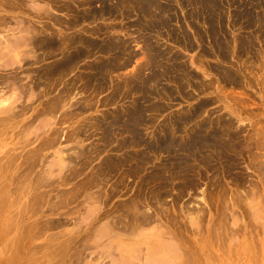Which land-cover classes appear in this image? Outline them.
Listing matches in <instances>:
<instances>
[{
  "label": "rangeland",
  "instance_id": "374dc122",
  "mask_svg": "<svg viewBox=\"0 0 264 264\" xmlns=\"http://www.w3.org/2000/svg\"><path fill=\"white\" fill-rule=\"evenodd\" d=\"M191 1L148 13L132 0H0V264H264V0H201L197 19ZM23 24L39 31L32 42ZM83 39L119 50L96 46L52 72ZM107 59L115 68L98 71ZM140 226L161 248L141 245L138 258L140 244L120 245Z\"/></svg>",
  "mask_w": 264,
  "mask_h": 264
},
{
  "label": "bare ground",
  "instance_id": "6f19581e",
  "mask_svg": "<svg viewBox=\"0 0 264 264\" xmlns=\"http://www.w3.org/2000/svg\"><path fill=\"white\" fill-rule=\"evenodd\" d=\"M5 1H6V0H5ZM88 1H89V0H88ZM92 1H93V0H92ZM125 1H126V0H125ZM128 1H129V0H128ZM132 1H133V2H132L133 5H136V6H137V4H138V5L140 4L141 7H142L144 10H146L148 13H149V12H150V13H153L152 10H151L153 6L156 7V8L159 7V4H155L157 0H137L138 3H137L135 0H132ZM189 1H190V0H189ZM240 1H241V0H240ZM0 3H1V2H0ZM12 3H13V1H12ZM12 3H10L11 6H12ZM20 3H21V2H20ZM189 3H190V2H189ZM191 3L194 4V7H196V8H195V11H196V12H194V14H193L194 16H193V15L191 16L193 19H197V17L200 16V15H206V13H204V14L201 13V8L199 7V5H201V0H192ZM15 4L18 5L17 3H15ZM127 4H128V3H127ZM16 5H15V6H16ZM133 5H132V6H133ZM5 6H6V5H5ZM8 6H9V4H8ZM12 7H13V6H12ZM104 7H106V6H104ZM128 7H129V6H128ZM133 7H134V6H133ZM6 8H7V6H6ZM10 8H11V7H10ZM10 8H9V9H10ZM13 8H15V7H13ZM17 8H18V7H17ZM107 8H109V7H107ZM142 8H141V9H142ZM159 8H160V7H159ZM159 8H158V9H159ZM161 8H162V7H161ZM15 9H16V8H15ZM129 9H130V8H129ZM162 9H163V8H162ZM162 9H161V10H162ZM164 9L166 10V7H165ZM164 9H163V10H164ZM167 9H168V7H167ZM0 10H1V11H4V12H7V11L4 9L2 3L0 4ZM67 11H68V10H67ZM103 11L106 12L105 9H103ZM245 11H246V10H245ZM161 12H162V11H161ZM246 12H247V11H246ZM85 13H87V11H86ZM88 13H89V12H88ZM108 13H109V11H108ZM241 13H242V12H241ZM243 13H244V11H243ZM251 13H252V12H251ZM93 14H94V12H90L89 14H83V15L81 14L80 16H79V14H78V17H79V18L77 19V17H76V19L78 20V23H79V21L87 20V19H88L91 15H93ZM209 14L212 15L213 12H210ZM4 15H5V14H4ZM4 15L0 13V27H1V25H3L5 22L8 21V20L6 21V19H7L8 17L6 18ZM100 15H101V14H100ZM242 15H243V14H242ZM151 16H152V15H151ZM246 16H248L247 13H246ZM250 16H251V15H250ZM156 17H157V16H156ZM243 17H244V16H243ZM248 17H249V16H248ZM21 18H22V21L24 20L23 22H25V18L23 19V16H21ZM198 18H200V17H198ZM9 19H10V18H9ZM55 19H56V18H55ZM148 19H149V18H148ZM20 20H21V19H20ZM20 20H18V22H19ZM73 20H75V19L73 18ZM149 20H150V19H149ZM205 20L207 21L206 23H207V25H208L209 30H211V33L213 34V33H214L213 31L216 30V25H215V24H217L216 19H213L212 16H208ZM27 21H28V20H27ZM147 21H148V20H147ZM28 22H29V21H28ZM215 22H216V23H215ZM26 23H27V22H26ZM72 23L74 24V22H72ZM18 24H19V23H18ZM5 25H6V24H5ZM23 25H24V24H23ZM23 25H22V26H23ZM26 25H27V24H26ZM26 25H24L25 28H24V27H21V28H24V29H25L24 31L27 30V31H32V32H33L34 29L37 31V29L34 28L33 24H32V25H29V24H28L29 26H26ZM68 25H71V23H68ZM3 26H4V25H3ZM3 26H2V28H4ZM19 26H21V24H19ZM32 26H33V27H32ZM5 27H6V26H5ZM30 27H31L33 30H30ZM70 27H71V26H70ZM21 28H19V31H20ZM67 28H68V27H67ZM10 30L12 31V29H10ZM10 30H9V31H10ZM212 30H213V31H212ZM19 31H18V33H19ZM27 31H26V32H27ZM32 32H31V36H30L29 38H28L29 35L26 36V35L23 34L24 36H22V38H24L23 41H24L25 43H26V41H29V40H30L29 42H32L33 40H31V39H33L34 36H37V35H35V34H38V33H39V31H37V32L34 31L35 33L33 32V34H32ZM85 32H86V31H85ZM207 32H208V31H207ZM208 33H209V32H208ZM28 34H29V32H28ZM198 34H200V32H198ZM209 34H210V33H209ZM21 35H22V34H21ZM80 35H81V34H80ZM82 35H83V34H82ZM203 35H204V34H203ZM203 35H200L199 37H200V38H203V37H202ZM76 36H77V34H76L74 37H76ZM8 37H9V36H7V38H8ZM17 37H18V35L16 36V38H17ZM64 37H65V36H64ZM67 37H68V36H67ZM74 37H73V38H74ZM78 37H80V36L78 35ZM7 38H5V40H6ZM9 38H10V37H9ZM30 38H31V39H30ZM37 38H38V40H39V37H37ZM68 38H69V37H68ZM71 38H72V37H71ZM71 38H70V39H71ZM76 38H77V37H76ZM13 39H14V38H13ZM17 39H18V41H19V39L21 40L20 36H19ZM27 39H28V40H27ZM43 39H44V38H42V40H43ZM49 39H50V38H49ZM53 39H54V38H53ZM55 39H58V38H55ZM55 39H54V40H51V41H55ZM64 39H67V38H63V40H64ZM70 39H69V41H70ZM81 39H82V38H81ZM240 39H242V38H240ZM8 40H9V39H7V41H8ZM15 40H16V39H14L13 41H15ZM74 40H76V39H74ZM90 40H91V39H90ZM90 40H89V41H90ZM186 40H187V39H186ZM202 40H203V39H202ZM9 41H10V40H9ZM40 41H41V40H40ZM40 41H39V42L36 41V42H37L36 45H37L38 43H40ZM47 41H48V40H47ZM51 41H50V43H51ZM58 41H60V40L58 39ZM71 41H72V39H71ZM79 41H81V40H78V42H79ZM220 41H221V40H220ZM239 41H240V40H239ZM11 42H12V41H11ZM11 42H10V43H11ZM15 42H17V41H15ZM24 42H22V40H21V44H23ZM44 42H45V41H44ZM76 42H77V41H76ZM82 42H83V44H84V45H83V46H84V49H83V48H82V49H78L77 53L75 52V54H73V53H74V52H73L71 55H69V57H66L67 59L65 58V60H64L65 62L63 61V63H62L63 65L58 64V62H59V61H58V62H57L58 65L56 64V66L53 67V68L50 67L51 69H53V70H51V71H52V72H53V71H56V70H58V68H61V67L68 68L69 65H72V62L74 61V59H77L79 56L82 55V53H84V55H85V53H87L88 51H90L91 49H93V48L96 47V46L98 47V49H99L100 51H103V52H104L105 50H108V51H110V52L112 51V52H114V53L117 54L116 51L119 50L118 47H116V44H113V43L110 44V45L102 46V44L99 45L98 43L96 44V42H95V43H91V44L93 45V46H92V45L87 41V39H83ZM90 42H91V41H90ZM188 42H189V41H188ZM202 42H203V41H202ZM216 42H217V41H216ZM18 43H19V42H17V46H18ZM33 43H35V41H34ZM46 43H47V42H46ZM50 43L48 42L47 44H43V42L41 41L40 44H41V46L45 45L46 47H50L49 45L52 44V43H51V44H50ZM66 43H67V42H66ZM73 43L75 44V41H73ZM228 43H229V42H228ZM12 44H13L14 46L11 45L10 47L13 46V47L15 48V45H16V44H15V43H12ZM19 44H20V43H19ZM62 44H63V42L61 41V42H60V45H62ZM64 44H65V43H64ZM71 44H72V42H71ZM77 44H78V43H77ZM77 44H76V45H77ZM80 44H81V43H80ZM241 44H242V43H241ZM25 45H30V44H25ZM186 45H187V44H186ZM1 46H2V45H1ZM17 46H16V47H17ZM19 46H20V45H19ZM19 46H18V48H19ZM21 46H22V45H21ZM30 46H32V45H30ZM30 46H29V47H30ZM37 46H38V45H37ZM37 46H36V47H37ZM45 46H44V48H46ZM65 46H66V45H65ZM68 46H70V44H69ZM80 46H81V45H80ZM221 46H222V45H219L218 47H220L221 49H224L223 46H222V47H221ZM224 46H225V45H224ZM25 47H26V46H25ZM32 47H33V46H32ZM59 47H60V46H57V47L53 46L52 48H55V49L59 52L58 49H62L63 45H62V47H60V48H59ZM77 47H78V45H77ZM88 47H89V49H88ZM8 48H9V47L7 46V49H8ZM44 48H43V49H44ZM79 48H80V47H79ZM160 48H161V46L155 50V54H156L157 56L163 58L165 54L163 55V53H162V51H161ZM216 48H217V47H216ZM225 48H226V47H225ZM227 48H228V47H227ZM243 48H244V46H243ZM0 49H1V48H0ZM26 49H27V47H26ZM11 50H13V49H10V52H13V51H11ZM15 50H17V49L15 48ZM15 50H14V51H15ZM45 50H47V49H45ZM52 50H53V49H52ZM56 50H55V51H56ZM66 50H67V49H66ZM76 50H77V49H76ZM99 50H98V51H99ZM228 50H229V49H228ZM8 51H9V49H8ZM55 51H53V52H55ZM222 51H224V50H222ZM241 51H242V50H241ZM0 52H1V51H0ZM61 52H62V50H61ZM64 52H65V51H64ZM163 52H164V51H163ZM26 53H27V51H26ZM164 53H165V52H164ZM220 53H221V52H220ZM64 54H65V53H64ZM67 54H68V53H67ZM221 54H222V53H221ZM223 54H224V53H223ZM225 54H226V53H225ZM4 55H5V54H4ZM65 55H66V54H65ZM0 56H1V54H0ZM2 56H3V55H2ZM63 57H64V56H63ZM82 58H83V56H82ZM40 59H41V57H40ZM109 59H110V58H109ZM172 59H173V58H172ZM78 60H79V59H78ZM107 60H108V59H107ZM107 60H106V61H101V62H99V65L95 66V68H96L98 71H99V70H106V69L109 70V69H113V68H115V67H114V66H115V64H114L115 62H114V61H111V60H108V61H107ZM76 62H77V60H76ZM179 64H181V63H179ZM52 65H53V64H52ZM54 65H55V64H54ZM75 65H76V64H75ZM70 67H72V66H70ZM180 67H181V66H180ZM180 67L176 66L177 70H178V71H179V70H180V71H183L182 67H181V68H180ZM108 68H109V69H108ZM184 69H185V68H184ZM62 70H63V69H62ZM66 70H67V69H66ZM173 70H174V69H173ZM41 71H43V70H41ZM41 71H40V72H41ZM51 71H50V70H49L48 72L45 71V72H46V75H45V76H46V77L48 76V78H50V79H51L50 74L52 73ZM68 71H69V70H68ZM174 71H175V70H174ZM56 72H58V71H56ZM56 72H55V74H56ZM59 72H60V70H59ZM63 72H64V71H63ZM226 72H227V71H226ZM228 72H229V71H228ZM49 73H50V74H49ZM184 73H185V71H184ZM40 74H41V73H40ZM43 74H44V73H43ZM43 74H42V75H43ZM53 74H54V73H53ZM55 74H54V75H55ZM57 74L59 75L60 73H57ZM62 74H64V73H62ZM225 74H226V73H225ZM101 75L104 77V76H105V73H104V74H101ZM230 75H231V74H230ZM49 76H50V77H49ZM182 76H184V75H182ZM225 77H226V76H225ZM52 78H54V77H52ZM93 78H94V77H93ZM179 78H181V77H179ZM187 78H188V77H187ZM229 78H230V77H229ZM232 78H233V77H232ZM232 78H231V79H232ZM39 79H40V78H39ZM46 79H47V78H46ZM231 79H230V81H231ZM181 80H182V78L180 79V81H181ZM183 81H184V80H183ZM35 83H36V82H35ZM182 83H183V82H182ZM37 84H39V83H37ZM34 85H35V84H34ZM134 87H135V86H134ZM179 87H180V86H179ZM179 87H178V88H179ZM135 88H136V87H135ZM181 88H182V87H181ZM6 100H7V99H5V101H6ZM53 105H54V104H53ZM136 106H137V105H136ZM53 108L55 109V107H53ZM49 109L52 110L51 107H50ZM54 109H53V110H54ZM137 109H139V107L136 108V109L134 110V112H133V111H131V113L129 112V113H130L129 115L131 116V118L133 117V118H135V120H137V117H138V116H139V118L141 117V116H140V115H141V114H140L141 112H139L140 110H137ZM147 109H148V108H147ZM7 110H8V109H7ZM3 113H4V112H3ZM8 113H9V111H8ZM193 113H194V112H193ZM9 114H10V113H9ZM139 114H140V115H139ZM142 114H143V113H142ZM12 115H13V114H12ZM144 116H145V115H144ZM133 118H132V119H133ZM131 121H132V123H133V120H131ZM145 122H146V121H145ZM132 123L129 125V130H130V131L135 130V124H134V123L132 124ZM126 128H128V127H126ZM133 133H134V132H133ZM107 137H108V136H107ZM111 138H112V137H111ZM107 140H109V139L107 138ZM123 141H124V140H123ZM107 142H108V141H107ZM125 142H126V141H125ZM162 142H167V141H164V140H163ZM127 143H128V142H127ZM129 143H130V142H129ZM123 144L125 145V143H123ZM167 144H169V143L167 142ZM171 144H172V143H170V145H171ZM130 157H131V156H130ZM132 157H133V155H132ZM132 157H131V158H132ZM133 158H134V157H133ZM140 158H141V157H140ZM144 158H145V157H144ZM2 159H3V157L1 158V160H2ZM129 160H130V159H129ZM60 161H62V159H61ZM110 161H111V160H110ZM113 161H114V159H113ZM116 161H117V159H116ZM118 161H119V160H118ZM130 161H131V160H130ZM5 162H6V161H5ZM108 162H109V161H108ZM119 162H120V161H119ZM119 162H118V163H119ZM57 163H58V161H57ZM112 163H113V162H112ZM116 163H117V162H116ZM114 164H115V162H114ZM108 165H109V164H108ZM109 166H110V165H109ZM115 166H116V165H115ZM8 167H9V166H8ZM113 167H114V166H113ZM97 181H98V180H97ZM21 183H22V182H21ZM85 183H86V182H85ZM86 184H88V183H86ZM21 185H23V183H22ZM20 187H21V186H20ZM26 189H28V188H26ZM26 189H25V190H26ZM25 190H24V191H25ZM24 191H23V193H24ZM25 193H26V192H25ZM6 196H7V195H6ZM38 196H39V195H38ZM16 197H18V196H16ZM16 197H15V198H16ZM90 197H91V196H90ZM95 197H98V196H95ZM0 198H3L2 200L0 199L1 202H2L3 200L5 201V200L7 199L6 197H5L6 199H4V196H2V197H0ZM15 198H13V199H14L15 202H16V199H15ZM35 198H36V197H35ZM93 198H94V197H92V200H93ZM99 198H100V201H101V200H102V199H101V196H99ZM89 199H90V198H89ZM94 200H96V199L94 198ZM130 201H131V200H130ZM132 201H134V199H133ZM136 201H137V200H136ZM18 202H19V201H18ZM97 202H99V201L97 200ZM104 202H105V201H104ZM2 203H3V202H2ZM9 203H10V202H9ZM101 203H102V202H101ZM127 203H128V202H127ZM134 203H135V202H134ZM136 203H137V202H136ZM253 203H254V202H253ZM13 204H15V203H13ZM128 204H129V203H128ZM3 205H4V204H3ZM130 205H131V204H130ZM137 205H138V204H137ZM128 206H129V205H128ZM134 206H135V205H134ZM138 206H139V205H138ZM138 206H137L136 208H139ZM131 207H132V205L129 206V208H131ZM129 208H128V209H129ZM126 209H127V208H126ZM128 209H127V210H128ZM129 211H131V210H129ZM132 211H133V210H132ZM134 211L136 212L137 210H134ZM135 212H134V213H135ZM253 212H254V210H253ZM257 212H259V211H257ZM138 213H139V212H138ZM189 213H190V212H189ZM255 213H256V212H255ZM259 213H260L261 216H262V213H261V212H259ZM136 214H137V212H136ZM140 214H141V213H140ZM142 215H143V214H141V216H142ZM13 216H15V215H13ZM13 216H12V217H13ZM136 216H137V215H136ZM136 216L134 215V217H136ZM145 216H146V215H145ZM194 216H195V215H194ZM258 216H259V215H258ZM108 217H109V216H108ZM142 217H143V216H142ZM147 217H148V215H147ZM192 217H193V216H192ZM192 217H191L190 219H192ZM256 217H257V216H256ZM109 218H110V217H109ZM111 218H113V216H112ZM116 218H117V217H116ZM138 218H139V217H138ZM148 218H149V217H148ZM148 218H147V220H148ZM153 218H154V217H153ZM169 218H170V217H169ZM173 218H174V217H173ZM259 218H260V217H259ZM259 218H258V219H259ZM136 219H137V218H136ZM141 219H143V218H141ZM144 219H145V217H144ZM108 220L110 221L111 219H108ZM116 220H118V218H117ZM116 220L112 219V222H114V221H116ZM138 220H139V219H137V221H138ZM151 220H152V219H151ZM151 220H150V221L148 220V223H145V224H146V225H147V224L149 225V222H151ZM169 220H170V219H169ZM192 220H193V219H192ZM131 221H132V219H131ZM135 221H136V220H135ZM137 221H136V222H137ZM193 221H194V220H193ZM195 221H196V220H195ZM195 221H194V222H195ZM12 222H13V221H12ZM110 222H111V221H110ZM110 222H109V223H110ZM117 222H118V221H117ZM142 222H143V221H142ZM145 222H146V221H145ZM158 222H159V221H158ZM171 222H173V221H171ZM86 223H87V222H86ZM114 223H115V222H114ZM114 223H112V224L114 225ZM118 223H119V222H118ZM118 223H115V224H118ZM140 223H141V220H140ZM140 223H139V224H140ZM11 224H12V223H11ZM96 224H97V223H96ZM103 224H104V223H103ZM106 224L109 225L108 223H106ZM119 224H121V221H120ZM127 224H128V223H127ZM129 224H130V221H129ZM131 224H132V223H131ZM171 224H172V223H171ZM195 224H197V223H195ZM195 224H194V225H195ZM198 224H199V223H198ZM12 225H13V224H12ZM100 225H101V224H100ZM107 225H106V226H107ZM113 225H112V226H113ZM124 225L126 226V224H124ZM135 225H136V224H135ZM157 225H158V224H157ZM160 225H161V223H160ZM102 226H103V225H102ZM104 226H105V225H104ZM109 226H110V225H109ZM116 226H117V225H116ZM119 226H120V225H118V227H119ZM122 226H123V225H122ZM132 226H133V224H132ZM142 226H145V225L142 224ZM142 226H140V227H142ZM162 226H163V225H162ZM212 226H213V225H212ZM95 227H96V226H95ZM97 227H99V226H97ZM129 227L131 228V226H129ZM129 227H128V228H129ZM140 227H137V228H139V229L141 230ZM146 227H147V226H146ZM102 228H103V227H102ZM104 228H106V227H104ZM111 228H112V227H111ZM113 228H114V227H113ZM121 228H122V227H121ZM124 228H125V227H124ZM124 228H123V230H124ZM126 228H127V227H126ZM142 228H143V227H142ZM147 228H149V227H147ZM197 228H199V227L197 226ZM211 228H212V227H211ZM90 229H91V228H90ZM95 229H96V228H95ZM106 229H107V228H106ZM109 229H110V228H108V230H109ZM115 229H116V231H117V228H115ZM115 229H114V230H115ZM143 229H144V228H143ZM143 229H142L141 233H143ZM150 229H153V228L151 227ZM156 229H157V228H156ZM156 229H154V231H155ZM159 229H160V228H159ZM161 229L165 230L164 227L161 228ZM92 230H93V229H92ZM108 230H107L108 233L103 234V235H106V237L109 236V234L111 235V233H110L111 231H108ZM111 230H112V229H111ZM114 230H112V234L115 233ZM123 230H122V231L119 230L117 235L114 234V235H112L111 237L114 236L113 238H115V237L117 236V239H119V238H120V235L122 236V234H119V233H120V232L123 233ZM144 230H145L144 234H145L146 232H148L147 229H144ZM146 230H147V231H146ZM163 230H162V231H163ZM95 231H96V230H94V232H95ZM105 231H106V230H105ZM133 231H134V229H132V232H133ZM135 231H136V229H135ZM149 231H150V230H149ZM160 231H161V230H160ZM98 232H99V231H98ZM113 232H114V233H113ZM125 232H126V231H125ZM155 232H156V231H155ZM164 232L166 233L167 231H164ZM215 232H216V231H215ZM9 233H10V232H9ZM101 233H102V232H101ZM127 233H128V232H126V234H127ZM148 233H149V232H148ZM152 233H153V232H152ZM156 233H158V232H156ZM159 233H160V232H159ZM162 233H163V232H162ZM165 233H163V234H161V235H164ZM107 234H108V235H107ZM129 234H132V233L130 232ZM154 234H155V233H154ZM169 234H170V233H169V231H168V236L171 235V234H170V235H169ZM213 234H214V231H213ZM123 235H125V234H123ZM134 235H135V234H134ZM142 235H143V234H142ZM161 235H160V237L162 238L163 236H161ZM215 235H216V234H215ZM118 236H119V237H118ZM140 236H141V235H140ZM158 236H159V235H158ZM165 236H166V235H165ZM165 236H164L163 238H165V239H166V238H169V237H165ZM201 236H202V235H201ZM211 236H212V235H211ZM101 237H102V235H101ZM104 237H105V236H104ZM106 237H105V238H102V239H106ZM111 237H110V239H111ZM130 237H131V236H128L129 239L132 238V237H131V238H130ZM137 237H139V236H137ZM153 237H154V238H152V236H150V235L147 234V233H146L145 236H143V237H141V238L139 237V238H137V239H136V237L134 236V238L136 239V240L134 239V241H135L134 243L127 244V245H124V246H122V245H123V244H122V245H120V246H121V248H125V249L128 250L129 252L135 250L136 247H139V246H138L139 244H140V248L142 247L141 245L145 246V244L152 245V246H156L157 248L160 247V246H159V241H158V242L156 241V244L154 243V240H155V238H156L157 236H156V237L153 236ZM170 237H171V236H170ZM89 238H90V237H89ZM93 238H94V237H93ZM95 238H97V237H95ZM107 238H109V237H107ZM113 238L111 239V241H110V240H108V241H110V242L114 241ZM121 238H122V237H121ZM123 238L125 239L126 237L123 236ZM123 238H122V239H123ZM161 238H160V239H161ZM171 238H173V237H171ZM180 238H181V237H180ZM71 239H74V238H71ZM138 239H139V240H138ZM153 239H154V240H153ZM96 240H97V239H96ZM125 240H126V239H125ZM163 240H164V239H163ZM166 240H167V239H166ZM172 240H173V239H172ZM184 240H185V239H184ZM97 241H98V240H97ZM103 241H104V240H103ZM108 241H107V242H108ZM168 241H169V240H168ZM168 241H167V242H168ZM185 241H186V240H185ZM110 242H109V243H110ZM114 242H115V241H114ZM164 242H165V241H164ZM167 242H166V243H167ZM215 242H216V241H215ZM94 243H95V241H94ZM97 243H98V242H97ZM112 243H113V242H112ZM112 243H110V244H112ZM125 243H127V242H125ZM160 243H163L162 239H161V242H160ZM166 243H163V244H166ZM168 243H169V242H168ZM168 243H167V244H168ZM171 243H173V242H171ZM171 243H170V244H171ZM188 243H189V242H188ZM106 244H107V243H106ZM106 244H105L104 246H106ZM110 244H109V246H111ZM115 244H116V243H115ZM117 244H118V243H117ZM117 244H116V245H117ZM119 244H121V243L119 242ZM119 244H118V246H116V248L119 247ZM175 244H176V243H175ZM257 244H258V243H257ZM257 244H256V245H257ZM107 245H108V244H107ZM148 245H147V246H148ZM168 245H169V244H168ZM173 245H174V243H173ZM176 245H178V244H176ZM52 246H53V245H52ZM112 246H113V244H112ZM112 246H111V247H112ZM162 246H163V245H162ZM165 246H166V245H165ZM58 247H59V245H58ZM106 247H107V246H106ZM145 247H146V246H145ZM163 247H164V246H163ZM169 247H170V245H169ZM172 247H173V246H172V244H171V248H172ZM177 247H178V246H177ZM177 247H175V248H177ZM179 247H180V246H179ZM214 247H215V246H214ZM257 247H258V246H257ZM101 248H102V247H100L99 249H101ZM103 248H105V247H103ZM107 248H108V247H107ZM107 248H106V250H107ZM160 248H161V247H160ZM165 248L167 249V253L169 254V251H168V250H169V249L171 250V248H168L167 246H166ZM165 248H164V249H165ZM175 248H174V249H175ZM258 248H259V247H258ZM56 249H58V248H56ZM109 249L112 250L111 248H109ZM114 249H115V248H114ZM125 249H124V251H126ZM142 249H143V247L141 248V250H139V248L137 249V251L135 250L136 252H133V253H132V256H133V254L137 253L138 251H142ZM178 249H179V248H178ZM178 249H175L174 252L177 250V252H178V254H179V256H180L179 251H181V249H180L179 251H178ZM64 250H65V249H64ZM118 250H119V249H118ZM155 250L157 251V250H159V249H155ZM162 250H163V249H162ZM162 250H159V254H160V255H161V253H163V252H160V251H162ZM65 251H66V250H65ZM94 251H96V250H94ZM94 251H93V252H94ZM97 251H98V250H97ZM97 251H96V253H97ZM100 251L103 253V251H105V250L102 251V249H101ZM128 251L126 252L127 254H126V253H123V252H122V249H121V251H118V252H122L123 254H126V255L128 256V258H129V254H130V253L128 254ZM83 252H84V251H83ZM114 252H115V254L117 253V251H114ZM164 252H165V250H164ZM78 253H79V252H78ZM99 253H100V252H99ZM106 253H107V251H106ZM109 253H110V252H109ZM111 253H112V251H111ZM111 253H110V255L112 256L113 253H112V254H111ZM139 253H140V252H139ZM139 253H138V254H139ZM150 253H151V252H150ZM153 253L156 254L157 252H156V253L153 252ZM167 253H166V254L163 253V255L165 254V255L167 256ZM182 253H183V252H182ZM64 254H65V253H64ZM103 254H104V253H103ZM141 254H142V253H141ZM147 254H148V253H147ZM151 254H152V253H151ZM159 254H158V256L160 257ZM170 254H172V253L170 252ZM48 255H49V254H48ZM120 255H121V253H120ZM174 255L177 256V254H174ZM187 255H188V253H187ZM187 255L185 254L186 257H188ZM49 256H50V255H49ZM99 256H100V255H99ZM108 256H109V255H108ZM122 256L124 257L125 255H121V256H120L121 259L123 258ZM135 256H136V254H135ZM139 256H140V255H139ZM142 256H143V255H142ZM146 256H147V255H146ZM156 256H157V255H154L153 257L155 258ZM166 256H165V257H166ZM179 256H178V257H179ZM185 256H184V254H183V258H184ZM214 256H215V255H214ZM61 257H62V256H61ZM80 257H81V255H80ZM106 257H107V256H106ZM109 257H110V256H109ZM109 257H107V258H109ZM113 257H114V256H113ZM113 257H112V259L115 260L116 258L114 257V258H115V259H114ZM118 257H119V255H118ZM118 257H117V259H116V262H117V260H118ZM136 257H138V256H136ZM159 257H158V259H157L158 261L161 260ZM161 257L164 258V256H162V255H161ZM174 257H175V256H174ZM174 257H173V258H174ZM189 257H190V256H189ZM63 258H64V257H63ZM90 258H91V257H90ZM124 258H125V257H124ZM132 258L136 259L135 257H132ZM138 258H139V257H138ZM149 258H150V255H149V257H147L146 259H149ZM151 258H152V257H151ZM151 258H150V260H151ZM175 258H177V257H175ZM175 258H174V259H175ZM180 258H181V256H180ZM180 258H178V259L180 260ZM54 259H55V257H54ZM61 259H62V258H61ZM81 259H82V258H81ZM105 259H106V258H105ZM119 259H120V258H119ZM130 259H131V258H129V260H127V262H126L125 260H124V262H121V260H120V262H119V260H118V262H119V263H122V264H124V263H129V262H130L129 264H132V262H131ZM155 259H156V258H155ZM165 259H166V258H164V260L162 259L161 261H163V263H164V262H165ZM187 259H188V258H187ZM187 259H185V261H186ZM210 259H212V258L210 257ZM90 260H91V259H90ZM93 260H95V259H93ZM109 260H110V259H109ZM139 260H140V259H139ZM167 260H169V258L166 259V263H167ZM192 260L194 261L195 259H192ZM213 260H214V259H213ZM106 261H107V259H106ZM110 261H111V260H110ZM110 261H109V262H110ZM152 261H155V260L153 259ZM158 261H157V262H158ZM170 261H171V260H170ZM207 261H208V260H207ZM94 262H96V261H94ZM94 262H93V264H94ZM135 262H136V261H135ZM147 262H148V260H146V263H147ZM186 262H188V261H186ZM210 262H211V261H210ZM210 262H208V264H211ZM215 262H216V261H215ZM58 263H59V262H58ZM100 263H101V262H100ZM106 263H107V262H106ZM112 263H113V262H111V264H112ZM170 263L174 264L172 261H171ZM170 263H169V264H170ZM104 264H105V263H104ZM117 264H118V263H117ZM133 264H134V263H133ZM136 264H138V263L136 262ZM143 264H144V263H143ZM148 264H150V263H148ZM153 264H154V263H153ZM155 264H156V263H155ZM161 264H162V263H161ZM189 264H191V262H190ZM198 264H199V263H198ZM212 264H213V262H212ZM216 264H217V263H216Z\"/></svg>",
  "mask_w": 264,
  "mask_h": 264
}]
</instances>
